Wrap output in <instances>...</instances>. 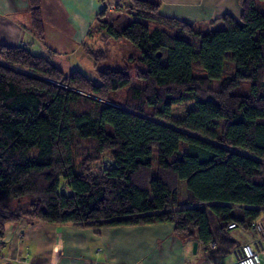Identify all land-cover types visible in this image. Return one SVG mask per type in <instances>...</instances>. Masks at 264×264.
I'll return each instance as SVG.
<instances>
[{
  "label": "trees",
  "instance_id": "trees-1",
  "mask_svg": "<svg viewBox=\"0 0 264 264\" xmlns=\"http://www.w3.org/2000/svg\"><path fill=\"white\" fill-rule=\"evenodd\" d=\"M160 5L120 2L128 16L117 25L98 14L89 31L98 43L85 45L98 82L0 44V234L23 220L82 229L169 223L226 257L239 245L229 224L248 231L264 214V0H239V18L225 14L215 30L167 17ZM28 6L41 38V0ZM119 40L131 51L98 68ZM226 62L233 74L222 76ZM185 99L193 106L175 118Z\"/></svg>",
  "mask_w": 264,
  "mask_h": 264
},
{
  "label": "crops",
  "instance_id": "crops-1",
  "mask_svg": "<svg viewBox=\"0 0 264 264\" xmlns=\"http://www.w3.org/2000/svg\"><path fill=\"white\" fill-rule=\"evenodd\" d=\"M123 1L41 0L44 33L39 38L30 26L28 0H0V44L23 45L32 53L50 56L66 73L73 69L84 72V68L95 67L85 45L98 43L89 36L98 14L105 10L104 18L119 15L116 4ZM158 1L163 15L191 24L241 14L239 0ZM259 218L264 219V214ZM243 231L247 233L243 243L233 235L239 245L232 252L252 241L253 233ZM210 250L196 236L177 235L169 223L82 229L23 220L6 223L0 234V264H218ZM233 260L232 255L227 264Z\"/></svg>",
  "mask_w": 264,
  "mask_h": 264
},
{
  "label": "rangeland",
  "instance_id": "rangeland-1",
  "mask_svg": "<svg viewBox=\"0 0 264 264\" xmlns=\"http://www.w3.org/2000/svg\"><path fill=\"white\" fill-rule=\"evenodd\" d=\"M118 14L119 15L114 14V16L110 15V16H108V18H104V20H106L110 25H117L118 22H121L123 19L127 18V16H128L126 11H124V10L120 11ZM222 27H223L222 21H217L214 23H208V24H204V25L195 24V28L197 30H215V29H220ZM110 44H111L110 47H111V51H112V56H111L109 61H107V60L100 61L98 68H102V67H105L108 65H112L113 64L112 60L117 62V63H121V57L128 54V52H130L132 49L131 45L124 40L112 41ZM91 60H92V65H93L94 61L92 58H91ZM193 72H194V74H197V75L203 74V72L200 69H196V68L193 70ZM84 73L89 75L94 82H98V78H97V74H96L94 66H91L90 69L84 68ZM232 74H233V66L231 63L226 62L222 76H228V75H232ZM219 81L220 80H214L211 83V86L213 88H217L219 85ZM140 82L141 81H139L137 79H133L129 85H133V84L134 85H142V82L141 83ZM127 87H125L124 89L115 93L112 96H114L116 99L122 98L124 96V93H125V90ZM244 89L246 92H249V85L247 83L244 84ZM193 102L194 101L192 99H185L181 103L175 104L173 106V109H172L173 116L175 118L183 117L184 114L186 113V111L193 106ZM181 149H183V150L185 149L184 144H181ZM184 193H185V187L182 186L180 188V192H179V197H181V199L183 198ZM232 232H233V235L237 238V240L240 243H243L247 238L246 237L247 233L245 234L241 228H237V229L233 230ZM231 257H232V255H230V254L228 256L222 258V259L217 257L218 264H227L228 260H230Z\"/></svg>",
  "mask_w": 264,
  "mask_h": 264
},
{
  "label": "built area",
  "instance_id": "built-area-1",
  "mask_svg": "<svg viewBox=\"0 0 264 264\" xmlns=\"http://www.w3.org/2000/svg\"><path fill=\"white\" fill-rule=\"evenodd\" d=\"M229 228H237V224L233 222ZM248 231L253 233L252 241L237 247L232 252L234 260L229 264H264V219L253 221ZM215 246L214 241L209 244L210 249Z\"/></svg>",
  "mask_w": 264,
  "mask_h": 264
},
{
  "label": "water",
  "instance_id": "water-1",
  "mask_svg": "<svg viewBox=\"0 0 264 264\" xmlns=\"http://www.w3.org/2000/svg\"><path fill=\"white\" fill-rule=\"evenodd\" d=\"M194 248H196V244H194Z\"/></svg>",
  "mask_w": 264,
  "mask_h": 264
}]
</instances>
